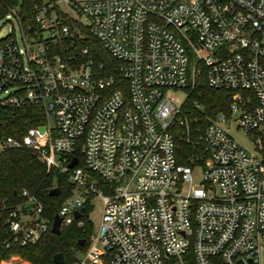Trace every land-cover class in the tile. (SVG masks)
<instances>
[{
  "label": "built area",
  "instance_id": "2783aa9c",
  "mask_svg": "<svg viewBox=\"0 0 264 264\" xmlns=\"http://www.w3.org/2000/svg\"><path fill=\"white\" fill-rule=\"evenodd\" d=\"M10 16L19 37L0 40V106L35 107L38 120L1 135L0 154L25 148L68 176L61 230L101 199L98 230L75 264H264V0H53L34 6L33 27L12 11L0 21ZM66 19L118 63L125 91L81 59L88 48L56 51L82 37ZM202 72L210 88L236 92L229 113L203 126L185 108ZM243 90L256 95L252 111ZM180 142L193 149L186 163ZM17 198L8 229L20 245L36 242L54 217L27 190Z\"/></svg>",
  "mask_w": 264,
  "mask_h": 264
},
{
  "label": "trees",
  "instance_id": "16d2710c",
  "mask_svg": "<svg viewBox=\"0 0 264 264\" xmlns=\"http://www.w3.org/2000/svg\"><path fill=\"white\" fill-rule=\"evenodd\" d=\"M43 0H0V18L5 17L9 12L16 13L23 27L34 26V6L42 4ZM82 37L77 35L71 41L63 42L56 51L63 50L68 46L67 55L80 56L83 48H88L86 56H80L83 61L91 60L93 67L99 71L100 75L112 77L118 85L125 91L126 81L118 72V63L105 51L99 41L93 37L86 28L77 24ZM116 86V85H115ZM234 91L215 90L207 85L205 72L196 77V87L187 99L185 108L188 110L190 119H200L203 126L205 121L215 118L221 113H229V105ZM245 100V107L252 111L257 105L256 95L252 90L239 91ZM196 101L201 109L192 106V101ZM250 100V101H246ZM35 107L26 106L23 109H10L0 106V136H19L27 127L35 125L37 119ZM192 147L180 142L178 160L181 163L187 162V155L192 152ZM79 163L83 167L81 152H76ZM103 185L101 180H98ZM53 187H58L60 192L57 196H52L49 191ZM73 184L64 173L49 167V165L37 160L35 155L25 148H8L0 154V264L16 256L31 264H54V254H63L64 264H75L77 260L76 252H84L91 241L92 224L88 218L90 208L89 202L84 204V211L80 218L82 224L78 225V220L62 228L60 234L51 231L44 233L36 242L20 245L12 237L7 220V208L18 202L17 195L22 190L29 193L41 202L44 207V214L50 218L54 217L63 200L72 194ZM4 203V204H3ZM5 208H2L3 205ZM84 240L82 246L78 245V240ZM16 258L5 264H24L16 262Z\"/></svg>",
  "mask_w": 264,
  "mask_h": 264
},
{
  "label": "rangeland",
  "instance_id": "374dc122",
  "mask_svg": "<svg viewBox=\"0 0 264 264\" xmlns=\"http://www.w3.org/2000/svg\"><path fill=\"white\" fill-rule=\"evenodd\" d=\"M53 0H43L42 4L45 2H52ZM36 5H40L41 4H36ZM55 12H59L57 9ZM67 20V19H66ZM67 25L72 29L75 30L76 25L75 23L68 21L67 20ZM74 28V29H73ZM14 34L16 35V38L18 39L19 37V31H18V27H17V23L14 20V18L12 16H10L8 19H4L2 21H0V40L6 38L8 35L10 34ZM177 96V100H180L181 98L184 97V93L182 92H178L176 94ZM50 122H52V120H50ZM229 133L232 135L233 138H235L246 150H248L249 152L253 153L254 152V146L253 143L251 141V139L249 138L248 135L244 134L241 130H239L238 128H236L235 125L231 124L230 128H229ZM193 177H194V182H199L200 178H201V171L200 169H195L193 172ZM101 214H102V201L99 197L95 196L91 199L90 202V208H89V212H88V218L92 224V232H97L98 227H99V223H100V218H101ZM77 257H81L83 252H76ZM13 258H16L17 260H15L16 262L19 263H24V264H31L25 260H21L20 258L13 256L12 258H10L8 261H12ZM7 261V262H8ZM7 262H2L1 264H5Z\"/></svg>",
  "mask_w": 264,
  "mask_h": 264
},
{
  "label": "water",
  "instance_id": "95a60500",
  "mask_svg": "<svg viewBox=\"0 0 264 264\" xmlns=\"http://www.w3.org/2000/svg\"><path fill=\"white\" fill-rule=\"evenodd\" d=\"M77 163V159L74 158L71 163H70V167H73L75 164ZM60 192V189L58 187H53L50 189L49 194L52 196H57ZM33 205V202L28 204L26 206V209L28 210L31 206ZM83 211V208L80 209V211H77L75 213V217L78 218L81 215V212ZM60 223H61V218L58 215L54 216V220H53V224H52V228H51V232L54 234H60L61 233V229H60ZM84 243V240H78V245L82 246ZM53 262L54 264H64L65 260L63 257V254L61 252H58L56 254H54L53 256Z\"/></svg>",
  "mask_w": 264,
  "mask_h": 264
},
{
  "label": "crops",
  "instance_id": "0c3cea01",
  "mask_svg": "<svg viewBox=\"0 0 264 264\" xmlns=\"http://www.w3.org/2000/svg\"><path fill=\"white\" fill-rule=\"evenodd\" d=\"M12 258V257H11ZM22 260V259H21ZM8 260H6V261H2V262H7Z\"/></svg>",
  "mask_w": 264,
  "mask_h": 264
}]
</instances>
